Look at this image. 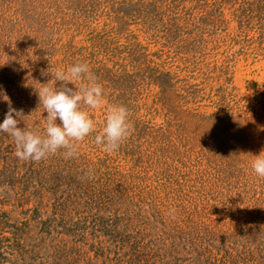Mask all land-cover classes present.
Wrapping results in <instances>:
<instances>
[{
    "label": "rangeland",
    "instance_id": "obj_1",
    "mask_svg": "<svg viewBox=\"0 0 264 264\" xmlns=\"http://www.w3.org/2000/svg\"><path fill=\"white\" fill-rule=\"evenodd\" d=\"M77 62L131 134L104 152L82 105L78 154L37 162L0 133V264H264V0H0V123L43 134Z\"/></svg>",
    "mask_w": 264,
    "mask_h": 264
},
{
    "label": "clouds",
    "instance_id": "obj_2",
    "mask_svg": "<svg viewBox=\"0 0 264 264\" xmlns=\"http://www.w3.org/2000/svg\"><path fill=\"white\" fill-rule=\"evenodd\" d=\"M54 79L64 83L60 87H49L48 82L41 84L42 87L37 90L40 106L47 112L43 134L19 127V121L14 118L13 113L16 116L20 113L11 107L0 123V133H7L14 139V155L20 160L38 162L63 150L65 159L75 157L79 143L97 128L96 122L88 111L83 110L82 105L93 110L105 108V119L99 132L95 134L94 143L106 153L117 151L131 134L129 109L122 104L105 107L104 87L98 82L87 62H77L66 69H56ZM69 83L75 85V90L68 87ZM0 95L7 96L2 91ZM252 157V171L257 177L264 178V150ZM91 175V170L85 172V176Z\"/></svg>",
    "mask_w": 264,
    "mask_h": 264
}]
</instances>
